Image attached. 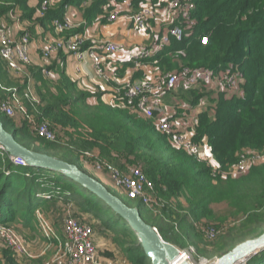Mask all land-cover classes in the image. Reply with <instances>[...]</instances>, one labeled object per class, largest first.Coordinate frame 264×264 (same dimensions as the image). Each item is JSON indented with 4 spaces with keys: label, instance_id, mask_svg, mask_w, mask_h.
<instances>
[{
    "label": "trees",
    "instance_id": "1",
    "mask_svg": "<svg viewBox=\"0 0 264 264\" xmlns=\"http://www.w3.org/2000/svg\"><path fill=\"white\" fill-rule=\"evenodd\" d=\"M108 1L94 0L85 11L86 20L101 15ZM68 2L56 10H47L36 22L45 28L53 19H62V6ZM140 2L142 0H136V4ZM37 9L38 6L30 8L28 0H0V18L20 10V21L30 20L35 13L37 15ZM190 18L194 25L184 31L182 40L178 42L171 38L169 46L150 61L171 71L176 69L175 63L161 58L167 53H176V63L189 68L239 74L241 92L238 95L226 97L222 92H216L208 96L204 91L196 96L191 94L193 103L208 97L207 108L196 116L191 141L201 144L206 139L215 168L209 161L199 162L193 155L174 147L171 137L159 132L151 120L140 118L128 108H113L101 101L98 94L79 90L64 73L56 81H47L40 77L35 67H27L31 79L35 77L40 83L35 86L39 104L25 99L22 103L26 114L32 116L36 124L46 119L51 130L62 131L70 147L75 146L78 151L97 149L99 156L108 163L122 167L121 159L124 158L129 165L139 167L153 184L155 196L164 202L155 217L163 219L166 216L171 227L162 219L157 220L156 225L149 222L141 210L154 211L122 195V198L118 197L120 193L114 194L102 184L128 207H133L136 202L142 220L156 228L165 242L178 249L187 247L193 239L203 240L189 220L199 222L204 219L217 227L230 219H238L235 229L217 241L219 259L235 245L264 232V161L251 165L244 176L228 175V170L239 164L247 153H264V0H195ZM79 32L73 30L68 35ZM203 37L207 38V45L201 44ZM25 85L26 79L11 75L0 58V100L9 98L11 92L7 90L13 88L22 97ZM92 97L96 100L91 101ZM115 110L121 112V116L115 115ZM0 121L4 129L27 149L73 164L98 181L91 173L82 171L81 160L63 156L61 150L56 149L55 141L39 138L20 113L16 112L14 117L0 113ZM15 122L19 127L14 125ZM19 135L28 142L35 139L41 148H35L31 142L24 143ZM55 188H59L60 194L51 200L36 197L38 193H53ZM66 193L69 195L65 196ZM70 201L77 205V212H71V215L91 226L93 234L111 236L128 264H150L134 233L95 196L59 174L16 166L0 149V225L13 228L20 236L23 232H34L37 228L35 211L41 210L50 213L60 227L66 206L63 208L59 204ZM220 207L223 210H219ZM79 211L82 218L78 217ZM85 216L96 223L90 224ZM172 225L174 228L179 226L182 237L173 234ZM21 237L26 241L25 236ZM35 262L17 261L8 249L0 247V264ZM244 264H264V249Z\"/></svg>",
    "mask_w": 264,
    "mask_h": 264
},
{
    "label": "built area",
    "instance_id": "2",
    "mask_svg": "<svg viewBox=\"0 0 264 264\" xmlns=\"http://www.w3.org/2000/svg\"><path fill=\"white\" fill-rule=\"evenodd\" d=\"M67 0H40L38 3L37 17L41 18L56 5H61ZM131 0H109L105 5V11H108L107 19L110 22L116 21L120 15L118 7L126 6ZM142 0L137 3L135 14L128 16V23L137 32L142 33L147 23L154 16L160 21L169 23L172 21L167 32L161 36L158 44L154 47H140L135 49L133 56L136 60L151 59L152 55L161 50L163 44H168L169 39L181 41L184 31L191 29L194 21L190 18L195 9V0ZM152 4V8L146 7ZM48 10V11H47ZM107 14V13H106ZM8 17L15 19V11L10 12ZM21 23V21H20ZM49 26L57 34L73 30L70 21L64 19H53ZM75 29V28H74ZM19 36L13 37L4 26L0 25V58L5 63L7 69L12 72L16 78L26 79V85L22 97L16 93V89L7 90L11 96L6 100H0V113L8 116H16V112L23 116V119L33 127L35 134L44 140L56 141L55 131L49 128L46 120L39 124L33 121L32 116L26 114L22 99L27 102L39 104V99L33 89V82L26 72L31 63L29 55L30 33L28 28L20 24L18 28ZM89 33L86 30L80 31L77 35L61 38L60 40L47 41L41 50L44 58H49L53 53L63 51L81 60L87 56L93 62L98 73L102 72L101 57L95 53V48L89 44ZM201 44L207 45V38H201ZM105 53L116 52L119 48L116 44L105 42L99 46ZM151 57V58H150ZM162 87L159 92L152 97V86L148 82L139 81L121 82L115 90L106 99L101 97V101L112 106L128 108L132 113L138 114L145 119L152 120L156 128L162 134L171 137L172 144L178 149L184 150L189 155L198 159V145L191 141L192 133H177L168 121L156 119V103L162 95L173 90L180 80H185L190 86L201 89V84L208 80L209 87L213 93L222 92L226 97H231L241 92L240 76L237 72L227 73L224 71H209L201 68L181 67L170 71L161 76ZM200 85V86H199ZM209 157V156H208ZM83 165L92 166L96 171L105 172L112 183L113 188L129 200H134L145 205L146 208L157 211L163 206L164 202L155 196L153 184L148 181L139 167L131 166L125 170H120L112 164L99 158L91 151H85L81 156ZM16 166L25 164L20 159L11 160ZM212 161V160H211ZM247 172L244 164V158L241 159L235 168L228 170L231 177H239ZM60 194L59 188H55L53 193H38L36 197L43 200H51L53 196ZM69 194H65L68 196ZM68 204H66L67 206ZM71 210L66 209L62 219L61 231L58 232L51 219L46 217L40 210L35 211L37 227L44 238V249L55 250L52 259L47 260L45 264H122L119 261L103 258L98 253V247L94 241L93 229L79 219L71 215ZM211 236L214 230H209ZM0 247L8 249L17 261L37 260L43 258V253H36L32 245L28 244L13 228L0 225ZM184 254V253H183ZM185 255V254H184Z\"/></svg>",
    "mask_w": 264,
    "mask_h": 264
},
{
    "label": "crops",
    "instance_id": "3",
    "mask_svg": "<svg viewBox=\"0 0 264 264\" xmlns=\"http://www.w3.org/2000/svg\"><path fill=\"white\" fill-rule=\"evenodd\" d=\"M93 1L94 0H82L78 3L77 0H69L68 3L62 6L64 12L62 19L70 21L73 25V30L88 31L89 44L98 46L94 51L101 57V60H103L101 63V73L96 71L93 62L87 56L78 60L76 57L63 51L53 53L49 58H44L42 56L41 50L47 41H55L64 37H69L70 35L68 34L73 30L57 34L50 28V22L45 28H42L36 22V19H38L36 13L30 20H22L20 23V10H14L15 19H11L8 16L0 18V24H2L13 37L19 36L18 28L20 24L28 28L29 33L30 29L32 30L28 48L31 57L30 65L36 68V72L39 70L40 77L47 81H56L60 78L61 74L64 73L69 80L77 84L79 90L92 95L98 94L106 99L121 82L144 81L148 82L149 85L151 84L153 90L152 97H155L163 84L160 78L167 70H165V66L161 67V65H157V62L150 61V59L136 60L133 53L135 49L140 47L156 46L161 36L167 32L172 21L170 20L169 23L167 20L160 21L154 16L152 20L147 23L142 33L137 32L126 19L128 16L136 13V0H131L128 5L121 8L118 7V13H120V15L116 21L110 22L107 19L108 11H105V6L102 8L101 15L97 14L89 21L86 20L85 11L89 9ZM39 2L40 0H28V5L30 8H36ZM59 6L56 5L51 10H56ZM105 42L114 43L119 49L116 52L105 53L104 50L99 47ZM169 43L170 39L168 44H163L161 50L157 51L151 57L153 58L161 53L169 46ZM161 59H167L170 64L175 63L174 68L176 69L181 68V64L176 63V53H167ZM10 74L12 75V72H10ZM33 78L34 87L39 86L40 83L35 77ZM202 91L208 93V96L210 94L212 95L213 91L209 87L208 80L201 84V89L190 86L185 80H180L172 91L165 93L158 98V100L153 99L156 103V119L168 121L174 132L191 134L196 124V116L198 113L205 110L209 104L208 97L199 98L195 103L191 101V94H195L194 96H196ZM181 98H185L187 101H183ZM94 99L96 100L95 97H92L91 101ZM181 102L185 104H180ZM206 142V139H204L203 142L198 145V155L208 156L209 154V158H211ZM206 151H208V153H206ZM101 175L104 177L102 176L100 180H103L105 185H108V182L111 183L106 174ZM65 204V202H61L59 205L65 208ZM42 213L55 223L50 213ZM55 228L58 232L61 231V226L58 227L55 224ZM42 239L44 240V238ZM94 241L97 247H101L99 241L96 242L95 239Z\"/></svg>",
    "mask_w": 264,
    "mask_h": 264
},
{
    "label": "water",
    "instance_id": "4",
    "mask_svg": "<svg viewBox=\"0 0 264 264\" xmlns=\"http://www.w3.org/2000/svg\"><path fill=\"white\" fill-rule=\"evenodd\" d=\"M0 149L11 160L20 159L26 167L42 169L77 184L104 203L134 233L138 245L150 264H190L186 256L175 246L165 242L157 230L145 223L136 207H128L105 186L81 172L75 165L52 156L27 149L18 143L12 133L6 131L0 121ZM264 249V232L235 245L221 256L215 264H244L251 256Z\"/></svg>",
    "mask_w": 264,
    "mask_h": 264
},
{
    "label": "rangeland",
    "instance_id": "5",
    "mask_svg": "<svg viewBox=\"0 0 264 264\" xmlns=\"http://www.w3.org/2000/svg\"><path fill=\"white\" fill-rule=\"evenodd\" d=\"M156 2H157V0H156ZM146 7L153 9L152 4H149ZM180 67H188V66L181 65ZM167 72H170V71H166L165 73H167ZM33 81H34V79H32V82ZM33 88L35 91L34 83H33ZM181 99L183 101H186L184 98H181ZM180 104H185V103L181 102ZM114 114L117 116H121V112H119L117 110L114 111ZM139 117L142 119H145L140 115H139ZM151 122H153V121L151 120ZM14 125L16 127H19V124H17L16 122L14 123ZM9 131L13 132V129L9 128ZM55 133H56V141L54 143H55L56 149H60L61 150L60 152L62 153V155L64 156V154H65V156L69 160L78 159L79 161L80 160L82 161L81 156H82V153L85 151H78L75 146L70 147V144L68 143V140H67L68 138L65 137V134L62 131L56 130ZM19 136H20L19 139L21 141L23 140L24 143L28 144L31 142V144H33V146L35 148H38V149L41 148V146L35 142V139L30 140L28 142L24 138H22L21 135H19ZM49 147L51 148V146H49ZM48 150L51 151L52 149L48 148ZM89 151H93V152L97 153V155L99 156V152L97 149H92ZM206 153H208V151H206ZM58 155L62 156L60 153H58ZM208 156H209V154H208ZM208 156L199 155L197 161H199V162L200 161H202V162H204V161L208 162L209 161L210 164H212L213 168H215L216 165L213 163L214 161H211L212 159L209 158ZM99 158L108 162V160L103 159L100 156H99ZM262 161H264V153H253V154L247 153L244 156V164L247 168V171L251 165L259 164ZM78 164L80 165L79 162H78ZM82 164H83V162H82ZM110 164H112V163H110ZM121 164H122V167L116 166L114 164H112V165L116 166L120 170H125L127 167L133 166V165H129L125 161L124 158L121 159ZM236 166L237 165H235L233 168H235ZM82 169H83L82 171H85L86 173H89V174L91 173V175L93 177H96V179H98V181L100 183L104 184V181L100 180V178L102 179L103 175H101V174H105V172L96 171L92 166H89V165H87L86 168H85V166H83ZM244 175H245V173L240 175V176H244ZM99 176H101V177H99ZM109 180H110V178H109ZM108 183H109L108 185H105V184L104 185L109 187L114 192V194L115 193L118 194V192L113 188L112 184L110 182H108ZM118 195H119L118 197L122 198V196L120 194H118ZM66 204H68L66 206V209L68 208L74 213L77 212V210H76L77 205L75 206L71 201L69 203H66ZM136 205H137V203L135 202L133 207H136ZM219 210H223V208L220 207ZM141 213H142L143 217L148 219V221L153 223L154 225H156L157 220L162 219V217H155V216H158L157 211L151 213V211L149 212V210L143 209V210H141ZM80 214L81 213L79 211L78 217L82 218ZM53 219H54V217H53ZM86 219L88 220L87 222H89L90 224L96 223L95 221H91L88 217H86ZM162 222L164 224H167L169 227H171V224L167 220L166 216H165V218L162 219ZM206 222L207 221H205L204 219L200 220L199 222H194L192 220H189V222H188V223H193V226L197 227V229H198L196 232L197 233L200 232L199 237H203V240H202V238L201 239H193V241L189 242V245L187 247H185L183 249H179L182 253L185 254L186 260L190 264H215L216 261L218 260V257H217L218 255L216 253L219 252V251H216L217 241L221 240L223 235H225L226 233L231 232L232 230L235 229L237 222H238V219H235V220L230 219V220L226 221L224 224H219V225L217 224L218 228L214 226V223H211V222L206 223ZM54 225H55V223H54ZM172 227L174 229L173 234H177V236H179V237L183 236V234H181L179 226H176L174 228V226L172 225ZM154 229L157 230L156 228H154ZM211 229L214 230L213 236H211L209 234V230H211ZM23 233H24V235H21V236H25L26 241L28 242V244L32 245L33 250L36 253H43L44 254L43 255L44 259L43 260L37 259L36 260L37 262L34 264H45L47 262V260L53 258L54 254H55V250L49 249V250L45 251L44 244H43L44 240L42 239L41 233L39 232L38 228H36L34 232L28 231L27 233L26 232H23ZM257 235L258 234H256L255 236H257ZM94 236H95L94 239L96 240V242L99 241V245L101 246V247L98 246V253L101 257L109 259V260L119 261L122 264H128V261H127L125 255L123 254V251L115 245L111 236H103V235L100 236L99 234H95V233H94ZM169 236H171V234ZM250 238H252V237H250ZM29 241H31V242H29ZM137 244H138V241H137ZM133 245H134V243H133Z\"/></svg>",
    "mask_w": 264,
    "mask_h": 264
},
{
    "label": "bare ground",
    "instance_id": "6",
    "mask_svg": "<svg viewBox=\"0 0 264 264\" xmlns=\"http://www.w3.org/2000/svg\"><path fill=\"white\" fill-rule=\"evenodd\" d=\"M159 75V74H158ZM161 79V78H160ZM150 86H151V84H150ZM155 89V88H154ZM153 91V90H152ZM159 92V91H158ZM239 264H241V263H239Z\"/></svg>",
    "mask_w": 264,
    "mask_h": 264
}]
</instances>
